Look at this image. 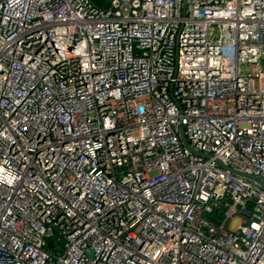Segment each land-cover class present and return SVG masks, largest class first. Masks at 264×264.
Returning <instances> with one entry per match:
<instances>
[{"label":"built area","instance_id":"1","mask_svg":"<svg viewBox=\"0 0 264 264\" xmlns=\"http://www.w3.org/2000/svg\"><path fill=\"white\" fill-rule=\"evenodd\" d=\"M217 160L264 185V0H0V264H264Z\"/></svg>","mask_w":264,"mask_h":264},{"label":"water","instance_id":"2","mask_svg":"<svg viewBox=\"0 0 264 264\" xmlns=\"http://www.w3.org/2000/svg\"><path fill=\"white\" fill-rule=\"evenodd\" d=\"M91 1H92L93 3H95V4H98V1H99V0H91ZM178 132H179V137H180L181 142L183 143V145H184L186 148H189V149L193 150V149L191 148V146L187 143V141H186V139H185V137H184V135H183V132H182L181 126L178 127ZM201 154L206 156V154H204V153H201ZM216 162H217L218 164H220L222 167L228 169L229 171H231V172H233V173H236V174L242 175V176H244V177H247V178H250V179L255 180V181L258 182L261 186L264 187V185L261 183V181H260L256 176H254V175H252V174H249V173H244V172L238 171V170H236V169H234V168H232V167H230V166H228V165H225V164L221 163V162L218 161V160H217Z\"/></svg>","mask_w":264,"mask_h":264},{"label":"trees","instance_id":"3","mask_svg":"<svg viewBox=\"0 0 264 264\" xmlns=\"http://www.w3.org/2000/svg\"><path fill=\"white\" fill-rule=\"evenodd\" d=\"M220 208H221V207H220ZM216 216H217V215H216V213H215V210H214L213 212H211V213H207V217L210 218L211 220H214L215 222H216V219H217Z\"/></svg>","mask_w":264,"mask_h":264},{"label":"rangeland","instance_id":"4","mask_svg":"<svg viewBox=\"0 0 264 264\" xmlns=\"http://www.w3.org/2000/svg\"><path fill=\"white\" fill-rule=\"evenodd\" d=\"M235 224H236V220L231 219L228 223V227L233 229L235 227Z\"/></svg>","mask_w":264,"mask_h":264}]
</instances>
